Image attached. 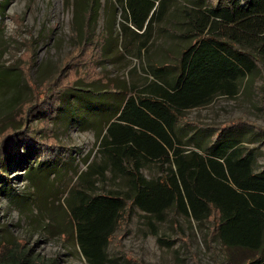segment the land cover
Returning <instances> with one entry per match:
<instances>
[{"label":"trees","instance_id":"trees-1","mask_svg":"<svg viewBox=\"0 0 264 264\" xmlns=\"http://www.w3.org/2000/svg\"><path fill=\"white\" fill-rule=\"evenodd\" d=\"M172 1L112 2L113 27L143 37L139 57ZM3 5L0 0V8ZM181 6L174 15H184L188 45L171 68H148L152 80L145 89L103 98L101 91L88 95L90 91L76 94L77 88L37 87L33 100L19 112L22 126L0 131V180L8 184L13 164L29 167L33 181L34 173L66 162L69 156L34 127L46 129L70 99L76 102L74 111L85 113L87 108L103 120L97 159L88 163L87 157V170L78 176L81 187L71 189L66 199L88 264H119L109 247L135 208L150 220L155 235L153 219L163 222L172 212L200 225L211 224L209 239L220 242L226 264H264V170H255L256 154L244 145L248 135L262 131L245 128L240 119L213 133L184 123L187 111L205 107L220 95L236 96L249 78H261L264 90V0H187ZM101 7L102 0H78L75 29H93ZM113 27L108 25L109 31ZM154 163L159 174L148 178L143 170ZM108 173L121 179L123 188L96 193L93 178L101 180ZM3 249L8 253L0 264H51L29 257L19 240L11 248L0 246V253Z\"/></svg>","mask_w":264,"mask_h":264},{"label":"rangeland","instance_id":"rangeland-1","mask_svg":"<svg viewBox=\"0 0 264 264\" xmlns=\"http://www.w3.org/2000/svg\"><path fill=\"white\" fill-rule=\"evenodd\" d=\"M1 1L5 5L0 8V131L22 126L19 112L23 104L33 100L37 87L38 91L42 86L77 88L76 94L90 91L88 95L101 91L103 98L115 92L122 96L124 92L138 93L152 80L148 68L165 64L163 68H171L188 45L183 37L184 15H174L187 0L170 3L163 22L154 27L143 57L137 53L143 37L123 33L118 25L113 27L114 0H102L98 20H92L93 29L90 25L81 32L75 29L78 0ZM262 86L261 78H249L236 96L220 95L205 107L187 111L184 123L213 133L240 119L245 128L261 130L262 134L248 135L244 145L256 154L255 170L263 171ZM75 106L73 99L66 102L46 129L41 124L33 126L38 120L30 122L69 156L65 163L34 173L33 181L28 177L29 167L13 164L7 175L9 185L0 180V246L11 248L19 240L29 257L51 264H88L76 241L66 199L71 189L81 187L78 176L87 170V157L90 155L88 163L97 159L103 120L92 110L87 113V108L85 113L74 111ZM158 171L154 163L144 168L143 174L155 178ZM98 178H93L96 193L123 188V181L111 173ZM149 221L137 208L123 221L109 247L119 264H226V251L220 242L209 239L211 224L200 225L169 212L163 222H151L155 235ZM158 237L173 243L164 245ZM5 251L0 253V261L7 255Z\"/></svg>","mask_w":264,"mask_h":264}]
</instances>
